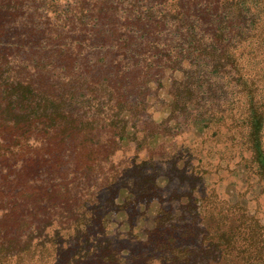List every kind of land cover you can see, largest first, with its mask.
<instances>
[{"label":"trees","instance_id":"16d2710c","mask_svg":"<svg viewBox=\"0 0 264 264\" xmlns=\"http://www.w3.org/2000/svg\"><path fill=\"white\" fill-rule=\"evenodd\" d=\"M167 73L171 111L231 120L264 180V0H0V264H264L245 212L162 207L127 255L109 234L114 207L161 192L149 177L122 200L137 166L116 156L141 139L154 159L147 89Z\"/></svg>","mask_w":264,"mask_h":264},{"label":"rangeland","instance_id":"374dc122","mask_svg":"<svg viewBox=\"0 0 264 264\" xmlns=\"http://www.w3.org/2000/svg\"><path fill=\"white\" fill-rule=\"evenodd\" d=\"M175 77L177 73H167L162 88L152 84L147 89L149 114L155 122L150 133L157 134L150 142L154 159L146 148L139 150L146 147L139 144L141 139L131 144L126 141L116 156L119 161H135L137 166L128 173V188L122 190V200L128 197L127 189L131 191L134 181L144 184L149 177H155L161 189L159 193L149 191L155 202L144 204V199L137 207L131 204L114 207L109 215L108 232L116 242H121L118 244L122 255L141 246L162 207L171 208L179 217L186 209L188 221L201 214L202 224L218 219L217 213L222 211L228 227H235L240 212H245L264 226V180L255 177L251 169L247 145L233 130L231 120L222 125L214 123L203 132L202 128L193 127L187 116L181 117L182 112H172L168 87ZM203 125L208 126L207 122ZM130 128L132 132L147 129V125ZM104 195L106 198L109 193ZM209 202L210 210H206Z\"/></svg>","mask_w":264,"mask_h":264}]
</instances>
